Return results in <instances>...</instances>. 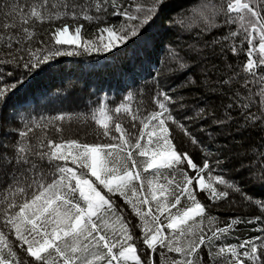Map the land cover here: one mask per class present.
I'll return each instance as SVG.
<instances>
[{"label":"snow or ice","instance_id":"snow-or-ice-1","mask_svg":"<svg viewBox=\"0 0 264 264\" xmlns=\"http://www.w3.org/2000/svg\"><path fill=\"white\" fill-rule=\"evenodd\" d=\"M160 7L161 0H151L146 8L135 0L127 5L125 0H94L87 6L78 0L63 5L48 0H0V264H264V235L238 244L217 247L215 243L238 222L251 221L233 219L207 232L188 223H196L193 217L203 218L207 205L202 199L215 203L229 196L211 181L231 189L241 202L255 203L262 214L264 198L253 201L255 193L246 195L240 182L222 178L223 169L229 166L227 150L206 144L205 137L210 142L215 137L199 122L206 117L216 124L225 121L214 117L207 105L191 109L187 104L188 91L214 93L216 85L227 83L214 79L219 72L216 65L206 62L195 43L189 44L185 56L168 49L178 65L176 74L183 73L177 82L169 83L153 63V51L162 46L151 31ZM261 11L264 6L258 10L242 0H228L221 8L223 24L229 28L225 40L235 41L239 28H244L240 39L241 45L247 44L243 69L253 79H257L255 69L264 73ZM80 20L88 21L101 34L98 42L95 33L84 40L82 50ZM37 24L46 26L43 35L37 36L34 27L30 30ZM232 25L238 30L232 31ZM72 27L75 35H70ZM215 44V40L205 41L204 47ZM228 50L238 54L242 47L233 43ZM85 53H103L102 59L112 61L113 67L127 68L117 73L123 102L114 111L131 116L129 130L117 119L113 132L101 99V118L95 123L107 139L86 143L36 136L34 128L43 131L49 125L60 136L59 122L69 119L70 113L52 106L51 89L27 90V79L55 71L59 58ZM189 60L193 61L191 67ZM258 79L264 83V75ZM148 80L155 89V107L147 114L132 112L127 102ZM37 106L59 114L45 118L41 112V124L35 117ZM190 109L194 114H188ZM227 119L233 117L229 114ZM172 127L179 128L187 140L174 142L169 133ZM253 127L264 132V111L257 115L249 106L235 131L244 135ZM209 157L221 174L209 176L210 182L205 183L206 170L212 171ZM161 169L172 177L168 198L164 187L157 188L148 179ZM260 195L264 197V193ZM237 202L227 200L229 210ZM129 208L131 212L126 214ZM113 217L118 229L111 223ZM255 220L264 223L261 216ZM260 232L264 233V227ZM173 253L176 255H170ZM225 253L230 255L223 260Z\"/></svg>","mask_w":264,"mask_h":264},{"label":"trees","instance_id":"trees-1","mask_svg":"<svg viewBox=\"0 0 264 264\" xmlns=\"http://www.w3.org/2000/svg\"><path fill=\"white\" fill-rule=\"evenodd\" d=\"M23 3V0H21ZM49 4L63 5L69 3L70 0H48ZM79 3L92 4L94 0H78ZM119 2V0H118ZM136 3H141L145 8L151 3V0H135ZM228 0H161V7L157 9L156 24L151 31L155 32L158 41L162 46H158L152 54L153 63L161 70L164 76L168 77L169 83L177 82L183 78V73L176 74L178 65L171 59L168 49H172L180 56H185L188 51L189 44L195 43L197 48L202 50V56L206 58V62L210 65H216L219 72L216 74L221 80H226L223 85H216L214 93H207L204 89L188 91L187 104L191 109L205 107L213 110V116L224 120L223 124L213 123L212 117H206L205 121H200L199 126L213 132L215 140L210 142L205 137V143H212L215 146H224L229 157V166L222 171V178L229 183L240 182L239 186L245 189L246 195L255 193L251 196L253 201L262 199L261 193H264V132L258 128H250L244 135H240L235 131L238 124L243 123L244 115L247 111L256 112L259 115L260 111H264V83L259 82V76L264 75L260 68L255 69L257 79L245 72L243 64L246 63L247 44L241 45L240 39L243 38L244 28L241 26L238 31V38L233 41L231 38L225 40L229 28L223 24V15L221 12L222 6H226ZM256 5L259 10L264 6V0H242ZM133 3V0H125V5ZM62 10V9H61ZM264 16V11H261ZM17 22L18 18H17ZM71 23V20H69ZM3 20L0 19V31L2 29ZM78 25L81 27L80 33V48L83 49V41L95 36L98 38L101 35L96 33L95 28L88 21L80 20ZM35 28L37 36L43 35L46 31V26L35 25L30 26V30ZM53 29H47L52 31ZM232 31H237V25L231 26ZM70 35H75L74 27L70 29ZM106 35V34H105ZM215 40L216 44L211 48L204 47L205 41L211 42ZM235 43L238 48L242 47V51L238 54H233L228 50L229 45ZM63 47L75 49L76 45H64ZM223 55H221V51ZM103 53H85L77 56H65L59 58V63L55 65V71L41 74L34 78L27 79L26 88L29 91L37 89H51L52 106L56 109H62L70 113V118L59 122L62 125V133L56 136L52 125L41 131V128H34L36 136L56 137L57 139H76L78 142L93 143L99 142L102 139V129L95 123L96 119L101 118L100 105L98 100L104 101V114L111 117L108 124L114 132V121L119 119L125 130H129L132 123L131 116L124 113L116 114L115 106L122 103L121 92L118 85V72L126 71L125 66L120 68L113 67L112 61H105L102 57ZM254 55H258L255 53ZM193 61L189 60V67ZM201 63H205L202 60ZM172 71H169V70ZM156 73L153 72V76ZM199 79V75L196 77ZM249 81V83H245ZM151 80L148 83L137 89L131 99L127 102L132 112H141L147 114L154 107L155 89L150 87ZM231 105L229 109L228 106ZM244 105V108L240 106ZM188 110V114H194ZM41 112L45 118L59 114L56 111L41 109L37 106L35 117L41 124ZM231 115L232 120H228L227 116ZM139 124V120L136 121ZM182 123H187L182 121ZM170 136L175 140L184 138V133L176 127L169 129ZM2 134V133H0ZM138 134V133H137ZM111 135V133H110ZM117 136L119 134H116ZM190 145V142H189ZM191 150V146H190ZM203 156L204 153L202 152ZM211 172H207L204 176L205 183H209V176L221 174V169L214 166V162L209 157ZM243 165V167H242ZM148 179L152 180L153 185L164 187L166 189L165 198H168V193L172 191V186L168 181L172 179L168 172L161 169L160 173H153ZM214 187L218 190H226L229 196L222 201H207L202 199L201 203L206 204L203 218L193 217L196 223L193 225L189 221V225L193 228H203L206 232L208 229L214 230L216 227H223L226 223L235 219L238 222L234 225L229 234L222 239L215 241L217 247L221 244L239 243L245 239H253L257 236L264 235L260 232V228L264 227V223L255 220V216H261L264 220V214L255 206V203L249 204L247 201H240L237 194L231 189H225L223 185H217L215 181H211ZM147 188V180L144 182ZM159 198V193L157 194ZM207 193H205V197ZM236 199L238 202L229 210L226 203L227 200ZM131 212V209H126V214ZM211 217V219H209ZM111 223L115 224L118 229L119 224L116 223V217H113ZM137 231H139L137 229ZM210 235V232L208 233ZM239 251V249H238ZM19 255V252H18ZM175 256L176 254H170ZM230 254H223V260H226ZM159 256L157 255V259ZM218 264H222L219 261ZM251 264V262H249Z\"/></svg>","mask_w":264,"mask_h":264}]
</instances>
